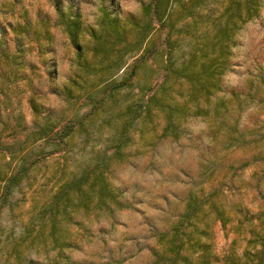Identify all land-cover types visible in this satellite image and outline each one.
<instances>
[{
    "label": "rangeland",
    "instance_id": "374dc122",
    "mask_svg": "<svg viewBox=\"0 0 264 264\" xmlns=\"http://www.w3.org/2000/svg\"><path fill=\"white\" fill-rule=\"evenodd\" d=\"M148 1L0 0V264H264V0L213 89L169 71L225 3L200 0L194 17L175 7L172 45L156 22L143 58L129 52L112 76L135 63L130 84L92 105L70 82L64 20L133 23ZM83 170L107 188L67 197Z\"/></svg>",
    "mask_w": 264,
    "mask_h": 264
},
{
    "label": "trees",
    "instance_id": "16d2710c",
    "mask_svg": "<svg viewBox=\"0 0 264 264\" xmlns=\"http://www.w3.org/2000/svg\"><path fill=\"white\" fill-rule=\"evenodd\" d=\"M200 0H149L143 6V17L139 21L130 22L128 18L119 19L102 12L96 26L82 27L76 17H68L64 20L65 30L70 40L76 46V67L77 71L71 78L72 84L78 83V94L87 93L90 96L92 105L103 106L106 101L113 97L115 91L130 84V77L135 72V63L128 70H125L121 80L117 81L113 74L120 68H126V56L131 51L142 49L149 31L156 22L167 24V32L164 39L167 44L172 45L176 39L171 38L175 30H181L175 26L172 14L177 6L181 9L178 16L181 18L194 17L193 6ZM258 0H225L222 10L218 16L211 18V34L205 38L206 34H195L193 42L190 40L189 50L185 61L176 67L169 68V71L178 75L195 77V87L199 91H208L214 88V80L223 67L225 50L230 40V35L243 22L258 11ZM184 9V11H183ZM240 21V22H238ZM86 32L88 35H86ZM149 47H143L139 58H143ZM169 67V66H168ZM79 78L80 82L77 81ZM89 82L90 84H87ZM74 87L66 88L67 95L72 94ZM162 97V96H161ZM155 93L148 96V100H154L156 105L166 103L163 98ZM127 108H130L128 106ZM23 167V166H22ZM102 193L106 189V184L97 181L96 178L89 180L86 170L80 175L67 179L60 188L66 191L67 197L79 199L83 197L89 188ZM6 189L9 190V184ZM54 225V218L51 217Z\"/></svg>",
    "mask_w": 264,
    "mask_h": 264
}]
</instances>
